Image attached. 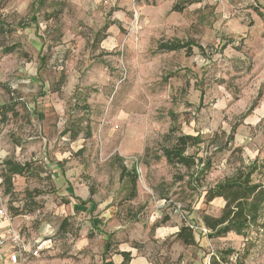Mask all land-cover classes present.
Masks as SVG:
<instances>
[{
    "label": "rangeland",
    "instance_id": "obj_1",
    "mask_svg": "<svg viewBox=\"0 0 264 264\" xmlns=\"http://www.w3.org/2000/svg\"><path fill=\"white\" fill-rule=\"evenodd\" d=\"M0 15V189L5 161L31 165L8 210L28 245L54 246L25 264H98L106 246L153 264L244 253L202 218L225 205L207 191L254 162L264 183V0H0ZM176 42L190 49L159 48ZM182 134L200 138L187 153L204 175L163 156ZM242 264H264V232Z\"/></svg>",
    "mask_w": 264,
    "mask_h": 264
},
{
    "label": "trees",
    "instance_id": "obj_2",
    "mask_svg": "<svg viewBox=\"0 0 264 264\" xmlns=\"http://www.w3.org/2000/svg\"><path fill=\"white\" fill-rule=\"evenodd\" d=\"M175 10H179L176 6ZM10 26L6 20L0 15V37L10 32ZM159 48L164 51H173L181 48H188L185 43H162ZM14 47H7L6 52H13ZM190 53V51H189ZM14 108L6 107L3 115L6 116L8 111ZM200 142L198 136L182 134L174 138L172 145L163 149V156L167 162L174 166H183L188 171H195L202 175L205 174L206 168L201 167L202 160L196 155L188 154V149L192 145ZM6 173L4 174V183L7 186L6 192L9 194L12 186V177L14 175H25L28 172L29 163H20L13 160L4 162ZM259 170L257 163H253L248 167L246 173L237 175L232 179L217 183L207 191V201L211 202L216 198L224 200L225 205L219 216H211L205 214L202 218L204 226L209 230V236L222 237L228 233H235L245 239V251L234 252L227 250L216 255L212 259V264H230L233 256H237V263L242 264L243 257L247 255L253 243L264 232V183L254 179V174ZM123 176L130 178L132 184L133 196L137 192V181L139 174L136 168L132 171L123 167ZM182 179V177H180ZM190 184V183H189ZM190 186H194L191 185ZM177 237L186 245L195 244V232L191 225L183 224L177 232ZM124 256L122 264H128L131 259L130 252H121Z\"/></svg>",
    "mask_w": 264,
    "mask_h": 264
},
{
    "label": "built area",
    "instance_id": "obj_3",
    "mask_svg": "<svg viewBox=\"0 0 264 264\" xmlns=\"http://www.w3.org/2000/svg\"><path fill=\"white\" fill-rule=\"evenodd\" d=\"M0 218L9 223L5 233L0 236V248L10 246L8 264H25L30 257L37 258L41 255L40 247L28 245L20 230L13 224L8 210V197L1 189ZM191 227L193 228L192 225ZM230 264H238L236 255L232 257Z\"/></svg>",
    "mask_w": 264,
    "mask_h": 264
},
{
    "label": "crops",
    "instance_id": "obj_4",
    "mask_svg": "<svg viewBox=\"0 0 264 264\" xmlns=\"http://www.w3.org/2000/svg\"><path fill=\"white\" fill-rule=\"evenodd\" d=\"M2 179H0V184L3 182ZM5 194L8 197V193H6V191H5ZM15 220L16 219L13 218V224L18 228V225H16V223L14 222ZM8 226H9V223L0 218V236L5 233ZM23 237H24V239H26L25 236H23ZM34 240H35L33 243L34 247L39 246L41 249V252H43L44 249H52L54 247L53 246V240L51 237H48L45 240H37V239H34ZM106 247L104 248V251L102 254V260L98 264H122L124 262V256L122 255L121 252H130L131 253V259L129 260L128 264H153L146 256L132 253L133 249H131V248L120 247L116 251H114V252L110 253L108 256H106V253H107ZM9 253H10V246L0 248V264H8ZM35 261H37V260H35ZM33 264H36V263H33Z\"/></svg>",
    "mask_w": 264,
    "mask_h": 264
}]
</instances>
